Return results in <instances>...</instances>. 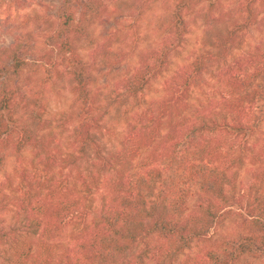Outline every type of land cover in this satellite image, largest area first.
Returning a JSON list of instances; mask_svg holds the SVG:
<instances>
[{
	"label": "trees",
	"instance_id": "16d2710c",
	"mask_svg": "<svg viewBox=\"0 0 264 264\" xmlns=\"http://www.w3.org/2000/svg\"><path fill=\"white\" fill-rule=\"evenodd\" d=\"M149 12L145 47L98 31ZM22 24L0 46V264H264V0H61Z\"/></svg>",
	"mask_w": 264,
	"mask_h": 264
},
{
	"label": "rangeland",
	"instance_id": "374dc122",
	"mask_svg": "<svg viewBox=\"0 0 264 264\" xmlns=\"http://www.w3.org/2000/svg\"><path fill=\"white\" fill-rule=\"evenodd\" d=\"M60 1L61 0H0V46H8L11 44L13 38L23 32L25 28H27L26 30L28 31L32 30V25H29V27L23 26L22 22L25 16L35 13L52 15L55 13ZM153 6L154 9H156L155 5ZM154 12H156V10H154ZM154 12L147 13L142 20L123 18L116 22V19H108L100 25L98 31L101 34H106L119 28L123 32H128V34H131L136 30L140 36V46L145 47L149 44H152L154 41ZM200 35V29L193 27L191 28V32L188 34L187 38L186 49L182 53L181 58L175 60V63L172 66L173 68L188 61L191 53L198 48ZM256 37L257 34L255 31L250 32L248 44L253 45L257 40ZM134 58H132L127 63L120 65L118 69L121 74L133 67L135 62ZM112 75L113 73L101 76L102 79L100 80V85L103 91H107L110 88L107 79L112 78ZM162 84L163 79L154 82V91L145 95V100L147 102L158 99L162 96ZM207 92L210 94V89H207ZM70 101V94H68L66 90L62 88H57L56 90H52V92L47 94L48 118L52 120L54 125L60 126V123L63 121L64 114L68 111ZM116 130L120 131V127H116ZM9 169L10 164L7 166V170ZM0 180H2V173H0Z\"/></svg>",
	"mask_w": 264,
	"mask_h": 264
}]
</instances>
